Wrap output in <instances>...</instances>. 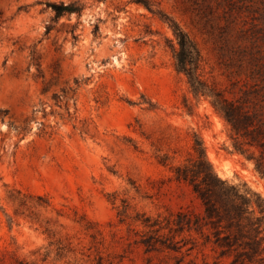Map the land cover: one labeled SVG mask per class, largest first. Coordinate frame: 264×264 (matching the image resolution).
Returning a JSON list of instances; mask_svg holds the SVG:
<instances>
[{
    "label": "rangeland",
    "instance_id": "rangeland-1",
    "mask_svg": "<svg viewBox=\"0 0 264 264\" xmlns=\"http://www.w3.org/2000/svg\"><path fill=\"white\" fill-rule=\"evenodd\" d=\"M169 19L207 89L264 119V0H0V264L230 263L174 168L197 134L264 199L261 150L193 92Z\"/></svg>",
    "mask_w": 264,
    "mask_h": 264
},
{
    "label": "trees",
    "instance_id": "trees-1",
    "mask_svg": "<svg viewBox=\"0 0 264 264\" xmlns=\"http://www.w3.org/2000/svg\"><path fill=\"white\" fill-rule=\"evenodd\" d=\"M230 5V0H225ZM49 6L59 17L66 13H80L83 5L76 2H53ZM170 25L177 38L176 67L185 73L196 95L213 98L215 108L231 124L236 135L235 149L246 153L243 144L257 146L259 157L248 155L255 161L256 170L264 176V119L244 110L235 101L219 91L207 89L198 73L199 49L194 40L173 19ZM242 136L241 142L237 137ZM194 155L174 168L178 180L187 183L201 201L203 211L196 214L193 226L197 230L210 228L213 243L221 255H230L229 264H264V199L246 185L232 184L223 179L209 159L200 136L195 135ZM184 214L180 212V217ZM186 220V219H185ZM191 227V220L185 222Z\"/></svg>",
    "mask_w": 264,
    "mask_h": 264
},
{
    "label": "bare ground",
    "instance_id": "bare-ground-1",
    "mask_svg": "<svg viewBox=\"0 0 264 264\" xmlns=\"http://www.w3.org/2000/svg\"><path fill=\"white\" fill-rule=\"evenodd\" d=\"M218 171H219L220 175H223V173L220 170H218Z\"/></svg>",
    "mask_w": 264,
    "mask_h": 264
}]
</instances>
